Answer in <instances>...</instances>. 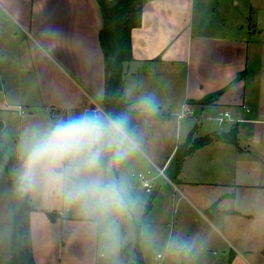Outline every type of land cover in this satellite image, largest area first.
I'll list each match as a JSON object with an SVG mask.
<instances>
[{"label":"crops","instance_id":"crops-1","mask_svg":"<svg viewBox=\"0 0 264 264\" xmlns=\"http://www.w3.org/2000/svg\"><path fill=\"white\" fill-rule=\"evenodd\" d=\"M142 2L141 25L131 30L133 60L124 64L125 100L135 111V134L140 139H147L146 133L152 132L149 128L170 123L177 141L182 137V142L176 141L167 156L151 158L144 151L141 156L159 175L164 174V167H171L168 181L174 201L185 204L181 208L184 214L192 213H187L189 225L196 222L194 232L187 234L192 240L200 229L223 230V238L207 239L197 250L218 244L221 260L227 259V264H264V47L245 39L207 36L198 30L200 23L195 32L194 21L202 19L205 0ZM102 17L97 0H0V99L4 98L0 111L18 112L22 117L25 106L31 109L30 115L42 107L56 112L58 119L85 111L106 113V68L99 41ZM9 19L23 33L4 28ZM260 48L261 56L254 58ZM248 66L256 70L248 73ZM184 68L180 95L168 94L175 92L174 81L168 77ZM165 82L166 96L153 95ZM145 97H151L150 107L141 104ZM187 107L190 113L184 112ZM217 110L230 116L222 121L218 116L208 119L228 122L229 127L199 132L206 114ZM181 113L184 116L179 118ZM232 129L237 130L236 142L230 141L234 135L228 140L214 138L188 154L177 168V147L188 141L191 132L195 140ZM30 130L20 134L26 138ZM22 157L18 155L17 162ZM129 161L114 166V171L124 173ZM32 207L30 233L36 264H63L64 258L66 264H107L95 253H82L78 238L69 240L72 246L63 241L66 222L72 226L85 219L68 220L62 208L61 217L52 221L46 215L51 210ZM33 219L47 231L44 242L36 237ZM69 246V257L63 258ZM43 249L48 253L41 254ZM0 253V264H8L5 245Z\"/></svg>","mask_w":264,"mask_h":264},{"label":"rangeland","instance_id":"rangeland-1","mask_svg":"<svg viewBox=\"0 0 264 264\" xmlns=\"http://www.w3.org/2000/svg\"><path fill=\"white\" fill-rule=\"evenodd\" d=\"M205 1L208 3L201 5L202 10L200 14H203L202 19L199 20V18L194 21L195 32L200 23L201 27L198 30L203 34H207V36L223 37V39L229 40L245 39L249 43L253 41L255 44L263 45L260 47H264V0ZM4 28L12 32L17 30L23 33L22 29H19L10 19L4 25ZM262 52L261 48L258 49V53L254 54L253 57L258 59ZM223 55L225 56L224 52ZM255 65L256 63H253V66ZM250 68L252 66L247 67L248 73L253 69L256 70L255 67ZM145 75L141 76V80ZM185 76L186 70L184 68L168 77L170 81H174L175 91L168 94L180 95ZM150 80L151 78L148 79V82ZM250 83L248 81L247 88ZM166 84L167 82L162 85L159 84L157 86L158 90L153 95L166 96V88L164 89L163 87ZM29 96L32 99L34 98V95ZM22 98H27V96L24 95ZM0 100V102H3L4 98ZM24 111L26 114L22 117L18 112L0 111V150L3 152L1 153L3 165L0 163V237L3 240L0 241V250L5 245L6 249L10 251L11 225L9 221L10 206L12 204L8 180L16 178L17 171L21 165L20 162H17L16 158L20 154L23 155V144L26 138L20 134V131H25L27 128L32 129L37 125L44 126L58 119L56 112H53L55 114L53 117L51 111L42 107L36 109L34 115L29 114L31 109H27L26 106ZM219 112H224V110H217L216 112L206 114L207 119L203 122L204 124L199 126V132L204 133L203 129L207 131H221L229 127L228 122L218 123L215 120L208 119V116H215L216 118V116H219ZM159 117L163 118V115H159ZM159 117L158 119H160ZM207 123H210V126L204 127ZM174 130L170 123H159L154 128H149L148 131L152 132L146 133L147 139L142 140L140 139L141 137L137 136L142 144V151L151 158L169 155L177 141ZM181 139L177 142H182L180 141ZM141 154L144 155L143 152H139L132 154L127 159L130 160V164L125 168L124 173L120 169H118V173L112 169V174L117 179L123 178L126 181L128 205L123 210L114 209L112 214L100 222L95 229L90 227L92 222L81 215L75 206L65 202L55 184L42 185L30 191V196L31 198L33 197L31 204L34 207L36 206V208L55 211L59 218L62 215L59 210L63 208L64 215L68 220L69 218L85 219V222L82 221V224L72 226L67 221L65 231L62 234L64 236L63 241L69 245L71 244L69 242L71 238H78V246L81 247L82 253H89V255L95 253L97 258L107 264H122L121 249L126 242L135 241L136 230L134 228L136 223L142 226L141 245L147 264H153L158 253L163 255V259L160 261L161 264H227V259L221 260L222 254L220 248H218L220 246L218 244L204 251L196 249V246L200 247L201 243H204L207 239H216L219 236L223 238L222 233H220L222 229L211 228L204 232L200 229L198 230L199 234L197 238L192 240V237H189L187 234L194 232L196 222L193 221L189 225L187 221L189 215L187 213H192L187 212L184 214L181 208L185 204L179 201L176 205L174 201V197L176 196L173 195V191L170 189L171 184L168 181V178H171L172 175L171 167H164V174L159 175L158 170L152 167L146 158L144 159L145 155L141 156ZM139 160L140 162H138ZM140 173L152 178V192H147L142 186L141 178L138 176ZM150 198L153 199L152 207L148 214H145ZM34 222L35 225L33 227L37 233L36 237H41L44 242L47 231L39 223L38 219L34 220ZM185 227H189V231H185ZM172 241L187 243L191 246V250L177 251L174 247L170 246V242ZM70 246L63 252V258L65 255L69 257ZM45 253L48 252L44 249L41 250V254ZM63 262V264H66V258L63 259Z\"/></svg>","mask_w":264,"mask_h":264},{"label":"clouds","instance_id":"clouds-1","mask_svg":"<svg viewBox=\"0 0 264 264\" xmlns=\"http://www.w3.org/2000/svg\"><path fill=\"white\" fill-rule=\"evenodd\" d=\"M141 104L150 107L151 97L143 98ZM141 151L127 113L85 111L37 125L26 134L17 191L24 195L55 184L65 202L75 206L95 229L114 209L127 207L126 181L117 179L112 169ZM170 246L177 251L191 250L187 243L177 241Z\"/></svg>","mask_w":264,"mask_h":264},{"label":"trees","instance_id":"trees-1","mask_svg":"<svg viewBox=\"0 0 264 264\" xmlns=\"http://www.w3.org/2000/svg\"><path fill=\"white\" fill-rule=\"evenodd\" d=\"M143 0H97L102 14L103 25L99 32V41L105 64V95L103 106L106 113H127L130 118V127L137 131L135 111L129 108L125 100L124 64L133 60L131 30L141 25ZM237 130L228 133L206 136L192 140V132L186 141L176 150V164L180 167L184 158L197 148L210 143L214 138L236 142ZM0 163L3 165V156L0 151ZM107 163V161H106ZM11 195L10 225L11 242L8 264H36L30 233V213L33 210L30 192L21 195L17 191L16 178L8 180ZM154 196V195H153ZM152 196V198H153ZM152 198L148 202L145 214L152 207ZM46 215L55 221L58 215L55 211H47ZM136 239L125 243L121 249L122 264H147L142 252V226L135 224Z\"/></svg>","mask_w":264,"mask_h":264},{"label":"built area","instance_id":"built-area-1","mask_svg":"<svg viewBox=\"0 0 264 264\" xmlns=\"http://www.w3.org/2000/svg\"><path fill=\"white\" fill-rule=\"evenodd\" d=\"M96 111H101L100 108H97ZM184 112L186 113H190V108L187 107L186 110H184ZM183 112V113H184ZM181 113L179 115V118H182L184 116V114ZM186 115V114H185ZM229 113L228 112H223V113H220L219 116H218V119L219 121H222L225 117H229ZM138 176L141 178V182H142V186L145 188V190L147 192H152V188H153V184H152V179L149 178L146 174H138ZM163 259V255L161 253H158L155 257V261L153 264H161L160 261Z\"/></svg>","mask_w":264,"mask_h":264}]
</instances>
